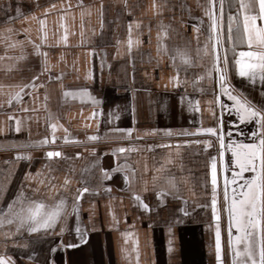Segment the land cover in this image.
Wrapping results in <instances>:
<instances>
[{
    "label": "crops",
    "instance_id": "0c3cea01",
    "mask_svg": "<svg viewBox=\"0 0 264 264\" xmlns=\"http://www.w3.org/2000/svg\"><path fill=\"white\" fill-rule=\"evenodd\" d=\"M239 2H223L217 50H226L233 94L260 105L264 82L234 67L245 59L240 52L255 49L227 39V16ZM208 9L209 0H0V214L21 192L48 205L63 199L66 207L46 231L0 226V255L12 264H217L219 228L223 264H232L227 209L244 179L229 185L226 204L225 177L239 171L228 145L257 143L258 128L240 121L217 83ZM210 127L225 133L223 149L217 135L198 131ZM45 137L49 143L39 144ZM48 151L64 155L49 159ZM117 166L122 171H112ZM82 188L77 220L73 202ZM231 236L234 243L235 227ZM262 236L258 230V243Z\"/></svg>",
    "mask_w": 264,
    "mask_h": 264
},
{
    "label": "snow or ice",
    "instance_id": "6c2138e0",
    "mask_svg": "<svg viewBox=\"0 0 264 264\" xmlns=\"http://www.w3.org/2000/svg\"><path fill=\"white\" fill-rule=\"evenodd\" d=\"M224 0H219V10H216V0H209V9L205 13L209 16L210 36L212 41L211 55L213 69L217 74V83L222 92L233 101L232 107L235 109L236 115L241 122L254 121L258 128V133L253 132L252 135L258 140L257 143L247 145H237L235 148L231 144L228 145L232 150L233 163L238 166L239 171L235 172L233 178L224 180V198L227 204L229 200V185L235 184L237 178L244 179V183L238 185L241 191L237 194L235 188L232 189L233 196L231 198L229 213V248L233 252L232 264H264V236H262L259 243L257 242V232L264 233V103L260 105L253 104L246 98H241L239 94H233L228 83L227 67L228 60L226 50L219 52L218 46L223 48V33L225 27ZM242 17V20H241ZM257 19L264 21V0H240L237 12L227 16V39L230 42L239 40L240 43L246 42L250 49L249 51L240 52V57L245 58L243 61L239 58L235 60V69L237 74L242 78H248L255 82L259 76L260 80L264 82V24H257ZM236 33V35H234ZM205 54H208V46L204 47ZM179 55L186 63L188 62L187 54L181 50H177ZM223 65V66H221ZM211 74V73H209ZM37 77H33V80ZM200 79V77H197ZM170 80L179 83L176 77H171ZM29 85H24L26 88ZM35 87V85H32ZM23 91V88L21 89ZM68 93H66L67 95ZM16 99H19V93H16ZM98 103V101H93ZM219 102V101H218ZM198 110V109H197ZM53 130L56 128L55 124L50 125ZM16 131H20V121H17ZM120 131V130H118ZM131 132V129L123 130ZM209 134L217 135L220 140L221 149L225 147L224 135L225 133L218 128L199 129ZM167 134L171 135L168 130ZM230 135V133H229ZM68 138L65 137V140ZM95 139V137H90ZM52 142H55V136L52 137ZM41 145L49 143L47 137L38 142ZM206 144L208 142H205ZM124 148H118L115 152H124ZM46 157L51 159L61 157L64 155L60 151H48L45 153ZM79 155V153H77ZM223 157V151L220 153ZM18 158H26V154H17ZM257 161H259V169L257 168ZM211 183H212V214L214 219H219L216 209V188H217V168L216 163H212ZM251 170L255 173L250 179L242 176L243 172ZM112 171H122L120 166H117ZM105 178H110L108 170L101 169ZM129 177L124 176L125 183L128 182ZM69 183L65 179V185ZM87 188H82L77 191L73 202V212L77 215L78 220V204ZM160 195V193H158ZM135 199L140 203V206L148 209L149 206L143 202L140 196L136 195ZM20 204L19 209H15L16 204ZM66 212L65 201L60 199L55 203L48 205L43 201L27 199L23 192L17 198H14L12 203L7 206V211L0 214V226L4 224L15 223L16 231L26 228L29 232H38L40 230H48L53 228L57 220L61 219ZM187 213H185L186 215ZM235 227L236 237L233 243L231 236V229ZM81 243L84 242L86 232L83 231L77 223L75 228ZM63 232V228L61 229ZM9 235L11 233H8ZM235 245V246H234ZM243 245V247H239ZM76 245L69 244L67 247H75ZM55 251V248L52 249ZM216 261L217 264H223L221 254L220 232L217 228L216 232ZM0 264H12L11 258L0 255Z\"/></svg>",
    "mask_w": 264,
    "mask_h": 264
},
{
    "label": "water",
    "instance_id": "95a60500",
    "mask_svg": "<svg viewBox=\"0 0 264 264\" xmlns=\"http://www.w3.org/2000/svg\"><path fill=\"white\" fill-rule=\"evenodd\" d=\"M215 221H217L218 219H214Z\"/></svg>",
    "mask_w": 264,
    "mask_h": 264
}]
</instances>
